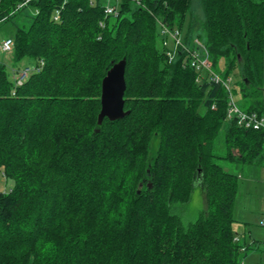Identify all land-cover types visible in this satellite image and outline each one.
Returning a JSON list of instances; mask_svg holds the SVG:
<instances>
[{"label":"trees","instance_id":"1","mask_svg":"<svg viewBox=\"0 0 264 264\" xmlns=\"http://www.w3.org/2000/svg\"><path fill=\"white\" fill-rule=\"evenodd\" d=\"M22 2L0 0V24L29 10L8 55L13 69L44 66L15 86L0 62V264H250L256 247L235 241L239 178L215 160L264 162V131L228 121L225 88L169 62L158 22L184 31L191 0H117L116 16L102 0ZM201 2L205 41L188 27L185 42L215 71L223 61L245 111L264 116V0ZM122 59L129 114L99 126L102 80ZM195 187L205 208L184 225L172 208Z\"/></svg>","mask_w":264,"mask_h":264},{"label":"rangeland","instance_id":"2","mask_svg":"<svg viewBox=\"0 0 264 264\" xmlns=\"http://www.w3.org/2000/svg\"><path fill=\"white\" fill-rule=\"evenodd\" d=\"M104 3L106 1H103ZM28 13V9L22 10L17 13L11 23L0 24V44L2 40L11 35L17 25L27 26L30 23ZM204 20L205 16L201 0H191V6L182 34L184 35L186 29L190 27L192 37H199L202 41H205ZM0 62L6 65L11 76V70L15 65H13L10 55L0 54ZM25 62L27 61L22 60L19 62L16 68H21ZM231 88L237 106L242 110H246L248 102L243 99L239 92L238 78L235 75L232 76ZM262 92L264 100V87ZM157 143V139L154 138L150 150L152 154L156 150ZM225 152V127H223L215 140L214 154L222 157L225 155ZM215 162L223 167L225 171L234 173L239 178V190L233 210L234 218L237 221L234 229L243 244L256 247L247 252L244 261L250 264H264V225L262 223L264 221V162L255 165H239L217 159ZM3 187H6V185H4V181L0 177V189ZM204 208V193L199 187H195L189 202L183 205H174L172 211L180 218L184 225H187L195 221Z\"/></svg>","mask_w":264,"mask_h":264},{"label":"built area","instance_id":"3","mask_svg":"<svg viewBox=\"0 0 264 264\" xmlns=\"http://www.w3.org/2000/svg\"><path fill=\"white\" fill-rule=\"evenodd\" d=\"M41 0H23L19 5L24 7L31 2H38ZM106 1L103 4L104 13L108 15H117V0H102ZM136 3L139 0H134ZM58 12H56L54 19L57 20ZM158 33L161 39V44L164 52L169 60L173 62L177 59L182 60V65L193 68L201 75H205L210 82L221 85L227 92L228 108L226 118L228 121H235L238 126L245 129L263 130L264 131V116H260L255 112H247L240 109L233 97V90L231 88L232 77H223L225 72V65L223 61L218 64V70L213 69L210 56L207 48L197 39L193 40L191 44H187L184 40L182 32L178 29L170 28L162 22H158ZM14 42L12 38H5L0 44V54H11L13 52ZM44 66L42 60L34 64L25 65L21 68L13 69L12 81L15 86L24 84L33 74L39 73ZM214 107H212L213 109ZM7 190V187L4 191ZM264 225V221H262ZM235 241H240V237L236 236Z\"/></svg>","mask_w":264,"mask_h":264},{"label":"water","instance_id":"4","mask_svg":"<svg viewBox=\"0 0 264 264\" xmlns=\"http://www.w3.org/2000/svg\"><path fill=\"white\" fill-rule=\"evenodd\" d=\"M125 67L126 61L122 59L107 71L102 80L101 109L97 118L99 126L104 119L117 121L129 114L128 111H124Z\"/></svg>","mask_w":264,"mask_h":264},{"label":"crops","instance_id":"5","mask_svg":"<svg viewBox=\"0 0 264 264\" xmlns=\"http://www.w3.org/2000/svg\"><path fill=\"white\" fill-rule=\"evenodd\" d=\"M27 64H29V62L27 61V62H25L23 65H27ZM22 66V65H21Z\"/></svg>","mask_w":264,"mask_h":264},{"label":"bare ground","instance_id":"6","mask_svg":"<svg viewBox=\"0 0 264 264\" xmlns=\"http://www.w3.org/2000/svg\"><path fill=\"white\" fill-rule=\"evenodd\" d=\"M256 113V112H255Z\"/></svg>","mask_w":264,"mask_h":264}]
</instances>
